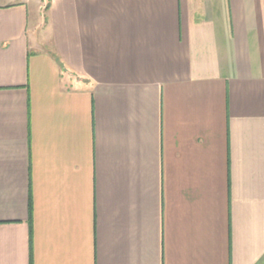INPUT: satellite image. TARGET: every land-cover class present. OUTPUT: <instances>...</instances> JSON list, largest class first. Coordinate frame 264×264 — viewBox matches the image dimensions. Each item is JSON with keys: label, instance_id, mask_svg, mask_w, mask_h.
I'll return each mask as SVG.
<instances>
[{"label": "crops", "instance_id": "0c3cea01", "mask_svg": "<svg viewBox=\"0 0 264 264\" xmlns=\"http://www.w3.org/2000/svg\"><path fill=\"white\" fill-rule=\"evenodd\" d=\"M0 264H264V0H0Z\"/></svg>", "mask_w": 264, "mask_h": 264}]
</instances>
